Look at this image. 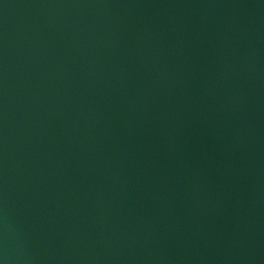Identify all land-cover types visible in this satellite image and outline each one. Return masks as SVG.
<instances>
[{
  "label": "water",
  "instance_id": "1",
  "mask_svg": "<svg viewBox=\"0 0 264 264\" xmlns=\"http://www.w3.org/2000/svg\"><path fill=\"white\" fill-rule=\"evenodd\" d=\"M0 264H264V97L200 0H0Z\"/></svg>",
  "mask_w": 264,
  "mask_h": 264
}]
</instances>
